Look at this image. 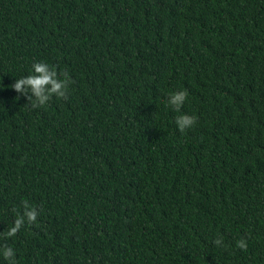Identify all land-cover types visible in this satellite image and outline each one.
<instances>
[{
	"label": "trees",
	"instance_id": "16d2710c",
	"mask_svg": "<svg viewBox=\"0 0 264 264\" xmlns=\"http://www.w3.org/2000/svg\"><path fill=\"white\" fill-rule=\"evenodd\" d=\"M25 201L17 264H264V0H0V234Z\"/></svg>",
	"mask_w": 264,
	"mask_h": 264
},
{
	"label": "clouds",
	"instance_id": "9594fccd",
	"mask_svg": "<svg viewBox=\"0 0 264 264\" xmlns=\"http://www.w3.org/2000/svg\"><path fill=\"white\" fill-rule=\"evenodd\" d=\"M61 75L64 76V79H60ZM69 83L70 80L66 73H58L55 68L50 67L48 64L36 62L32 66V73L20 79H16L15 83L11 85V88L20 96L28 99V106L36 109L46 105L53 96L67 100ZM187 96L188 93L186 91L175 92L168 98L167 102L175 111L179 112ZM175 123L179 131L183 133L186 129L193 127L197 121L195 117L183 114L176 117ZM38 216V210L25 201L23 214L17 215L14 226L9 227L5 232L0 234V236L5 238L15 237L25 225L26 221L29 225L35 224ZM214 243L217 247H220L223 245V240L216 239ZM237 247L246 251L247 242L243 239L239 240L237 241ZM0 251H2L4 259L8 261L9 264H17L15 259L16 254L11 247L5 246L0 249Z\"/></svg>",
	"mask_w": 264,
	"mask_h": 264
}]
</instances>
